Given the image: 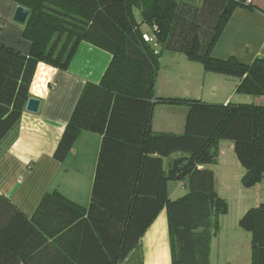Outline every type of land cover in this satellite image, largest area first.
Listing matches in <instances>:
<instances>
[{
    "label": "trees",
    "instance_id": "16d2710c",
    "mask_svg": "<svg viewBox=\"0 0 264 264\" xmlns=\"http://www.w3.org/2000/svg\"><path fill=\"white\" fill-rule=\"evenodd\" d=\"M30 9L28 54L0 44V143L19 124L39 63L67 70L81 42L111 53L101 81L86 82L55 151L64 162L81 131L101 135L87 207L47 192L31 218L0 198V264H122L166 208L172 264H209L219 217L229 204L211 168L221 140L234 142L242 184L264 178V105L206 103L157 96L162 51L184 54L206 72L237 80L236 91L264 96V59H219L213 49L234 10L247 0H13ZM142 23L154 31L145 39ZM156 104L186 105L183 133L151 129ZM186 183L176 199L169 182ZM240 227L253 234L254 263L264 264V202Z\"/></svg>",
    "mask_w": 264,
    "mask_h": 264
},
{
    "label": "crops",
    "instance_id": "0c3cea01",
    "mask_svg": "<svg viewBox=\"0 0 264 264\" xmlns=\"http://www.w3.org/2000/svg\"><path fill=\"white\" fill-rule=\"evenodd\" d=\"M252 4V8L239 6L234 10L213 49L214 57H235L245 64H251L258 58L264 59V0H252ZM17 6L13 0H0V44L28 54L31 42L24 37L26 24H19L13 19ZM134 12L138 22L142 23L140 10L136 8ZM141 29L146 36L154 39L151 41L154 47L161 50L152 27L142 23ZM111 59L112 55L108 51L81 42L67 70L43 62L38 64L30 87V97L41 100L39 112H29L25 107L18 126L0 143V198L9 200L28 218L33 216L43 196L49 191L58 190L74 203L85 207L89 205L101 135L81 131L64 162L58 161L54 154L86 82L101 81ZM195 63L199 62L189 60L184 54L162 51L160 67L172 68L175 73L182 68L185 75H170L174 81L170 80L168 86L162 88L158 87L157 77L156 95L199 99L206 103L264 105V96L252 95L256 97L254 100L244 96L235 101L236 95L240 94L236 91L237 80L206 72L201 63L202 66ZM201 77L205 85L208 82L206 89L201 86ZM188 109L186 105L156 104L151 122L152 131L183 133ZM222 155L224 153L220 148L218 161L211 166L218 193L219 184L231 182L228 171L221 166ZM234 164V179L242 182L244 168L240 162ZM172 182L180 181L169 182L171 199L188 192L186 183L180 182V189ZM122 264H172L166 208L153 220Z\"/></svg>",
    "mask_w": 264,
    "mask_h": 264
},
{
    "label": "rangeland",
    "instance_id": "374dc122",
    "mask_svg": "<svg viewBox=\"0 0 264 264\" xmlns=\"http://www.w3.org/2000/svg\"><path fill=\"white\" fill-rule=\"evenodd\" d=\"M138 13V12H137ZM140 19V14H137ZM198 66L200 63H195ZM181 70L168 69L161 65L158 76V87H166L170 80V75H185ZM174 73V74H173ZM196 78L197 75H196ZM174 81V80H172ZM201 86L206 89L209 85H205L203 77L200 79ZM246 96L250 100L256 97L247 94H237L235 101ZM176 117L178 115H175ZM178 119V118H177ZM233 146L232 148L230 146ZM220 148L222 155V163L224 169L228 171L231 182L219 184V193L229 204L227 214L219 217L220 230L217 236L212 238L211 256L209 264H253L254 263V244L253 234L240 227L239 221L242 216L252 207H257L264 202V178L254 187L246 188L240 180L234 179L236 171L234 162H239L234 150V142L231 140H221ZM174 186L180 187V182H172ZM176 184V185H175ZM240 188V191H239ZM182 192V191H181ZM175 198H177L175 196Z\"/></svg>",
    "mask_w": 264,
    "mask_h": 264
},
{
    "label": "water",
    "instance_id": "95a60500",
    "mask_svg": "<svg viewBox=\"0 0 264 264\" xmlns=\"http://www.w3.org/2000/svg\"><path fill=\"white\" fill-rule=\"evenodd\" d=\"M30 9L22 5L16 7L13 19L15 22L25 25L30 16ZM41 106V100L35 97H30L26 104V110L32 113H38Z\"/></svg>",
    "mask_w": 264,
    "mask_h": 264
},
{
    "label": "built area",
    "instance_id": "2783aa9c",
    "mask_svg": "<svg viewBox=\"0 0 264 264\" xmlns=\"http://www.w3.org/2000/svg\"><path fill=\"white\" fill-rule=\"evenodd\" d=\"M247 2H248V3H251V2H252V0H247ZM145 39H146L147 41H150V42H151V41H154V39H153V38H151V37H148V36H146V35H145Z\"/></svg>",
    "mask_w": 264,
    "mask_h": 264
}]
</instances>
